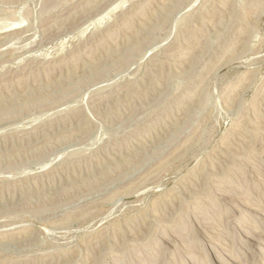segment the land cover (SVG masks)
<instances>
[{
	"label": "rangeland",
	"instance_id": "rangeland-1",
	"mask_svg": "<svg viewBox=\"0 0 264 264\" xmlns=\"http://www.w3.org/2000/svg\"><path fill=\"white\" fill-rule=\"evenodd\" d=\"M0 264H264V0H0Z\"/></svg>",
	"mask_w": 264,
	"mask_h": 264
},
{
	"label": "bare ground",
	"instance_id": "bare-ground-1",
	"mask_svg": "<svg viewBox=\"0 0 264 264\" xmlns=\"http://www.w3.org/2000/svg\"><path fill=\"white\" fill-rule=\"evenodd\" d=\"M115 7V6H114ZM111 8H113V7H111ZM111 8H109V9H111Z\"/></svg>",
	"mask_w": 264,
	"mask_h": 264
}]
</instances>
